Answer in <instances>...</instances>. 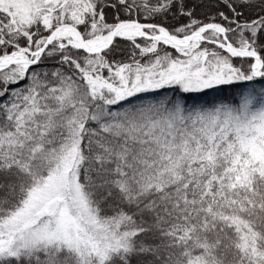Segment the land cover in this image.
I'll return each mask as SVG.
<instances>
[{"label":"snow or ice","instance_id":"obj_1","mask_svg":"<svg viewBox=\"0 0 264 264\" xmlns=\"http://www.w3.org/2000/svg\"><path fill=\"white\" fill-rule=\"evenodd\" d=\"M0 264H264V0H0Z\"/></svg>","mask_w":264,"mask_h":264},{"label":"trees","instance_id":"obj_2","mask_svg":"<svg viewBox=\"0 0 264 264\" xmlns=\"http://www.w3.org/2000/svg\"><path fill=\"white\" fill-rule=\"evenodd\" d=\"M205 11H212V10L204 9V8H198L197 9V15L201 16V18H202V13ZM121 43H123V42L121 41Z\"/></svg>","mask_w":264,"mask_h":264}]
</instances>
